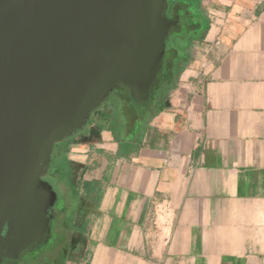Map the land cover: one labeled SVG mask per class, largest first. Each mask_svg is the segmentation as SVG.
<instances>
[{
  "label": "crops",
  "instance_id": "crops-1",
  "mask_svg": "<svg viewBox=\"0 0 264 264\" xmlns=\"http://www.w3.org/2000/svg\"><path fill=\"white\" fill-rule=\"evenodd\" d=\"M182 2L207 21L157 101L116 90L55 146L70 230L33 264H264V0Z\"/></svg>",
  "mask_w": 264,
  "mask_h": 264
},
{
  "label": "water",
  "instance_id": "water-1",
  "mask_svg": "<svg viewBox=\"0 0 264 264\" xmlns=\"http://www.w3.org/2000/svg\"><path fill=\"white\" fill-rule=\"evenodd\" d=\"M168 0H0V264L49 232L55 146L116 90L150 101L177 22Z\"/></svg>",
  "mask_w": 264,
  "mask_h": 264
},
{
  "label": "flooded vegetation",
  "instance_id": "flooded-vegetation-1",
  "mask_svg": "<svg viewBox=\"0 0 264 264\" xmlns=\"http://www.w3.org/2000/svg\"><path fill=\"white\" fill-rule=\"evenodd\" d=\"M166 16L177 22V25L172 27L171 35L168 40L172 42L170 49L166 48V54L164 59V71L160 78L156 89L152 92V99L157 101V94L159 93V88L163 82L168 78L173 77V73L177 72L178 68L181 67L182 63L176 60V53L179 48H183L184 45H188L191 38L195 37L198 33L202 31V26L206 22L205 15L200 12L197 7H189L186 3L184 4L181 0H168V9L166 11ZM45 180L54 184V189L59 194V199L51 211L54 216L48 235L46 239L40 243V247L37 249L34 255L35 259L48 260L58 257L60 255V250L58 252L55 249H60V244L62 239L66 236L70 227L67 225V217L70 213V204L67 197V189L65 185H61L60 182L56 184L53 178L51 169ZM52 184V185H53ZM74 241V238L71 240ZM59 245V246H58ZM58 247V248H56ZM60 247V248H59ZM19 264H28V262H22ZM32 264V263H31Z\"/></svg>",
  "mask_w": 264,
  "mask_h": 264
},
{
  "label": "rangeland",
  "instance_id": "rangeland-1",
  "mask_svg": "<svg viewBox=\"0 0 264 264\" xmlns=\"http://www.w3.org/2000/svg\"><path fill=\"white\" fill-rule=\"evenodd\" d=\"M182 1H185V0H182ZM203 1H204V0H199V4H200L202 10H203V7H202V6H203ZM171 46H172V42H171V41L167 42V48L170 49ZM186 66H187V64H186ZM182 69H183V68H182ZM113 94H114V92L110 95V98L113 96ZM111 103H112V102H111ZM109 105H110V103H109ZM107 106H108V105H106V106L103 108L104 111H107V110H108ZM57 148H58V145H57ZM57 148H56V150H57ZM34 255H35V251L33 250V252H30L29 254H28V253H27V255L25 254V255L21 258V261L25 262V260H26V262H28V264H31V263L33 264V262L35 261ZM5 264H13V263L6 262Z\"/></svg>",
  "mask_w": 264,
  "mask_h": 264
},
{
  "label": "trees",
  "instance_id": "trees-1",
  "mask_svg": "<svg viewBox=\"0 0 264 264\" xmlns=\"http://www.w3.org/2000/svg\"><path fill=\"white\" fill-rule=\"evenodd\" d=\"M171 80H172V78H168V83H169V84H170V82H172Z\"/></svg>",
  "mask_w": 264,
  "mask_h": 264
}]
</instances>
